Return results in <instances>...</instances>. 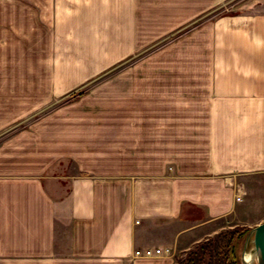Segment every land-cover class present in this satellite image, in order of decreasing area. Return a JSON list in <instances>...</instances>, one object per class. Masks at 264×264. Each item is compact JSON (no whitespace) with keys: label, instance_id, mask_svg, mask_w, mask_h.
I'll return each mask as SVG.
<instances>
[{"label":"crops","instance_id":"0c3cea01","mask_svg":"<svg viewBox=\"0 0 264 264\" xmlns=\"http://www.w3.org/2000/svg\"><path fill=\"white\" fill-rule=\"evenodd\" d=\"M102 7L0 0V84H23L28 61L59 47L61 21ZM205 35L194 100L167 107L151 91L152 107L133 109L130 123L93 126L70 146L66 178L36 166L46 141L51 152L59 142L40 125L0 142V264H173L221 221L257 208L249 183L264 189V9L219 18ZM0 100V132L33 114L7 87Z\"/></svg>","mask_w":264,"mask_h":264},{"label":"rangeland","instance_id":"374dc122","mask_svg":"<svg viewBox=\"0 0 264 264\" xmlns=\"http://www.w3.org/2000/svg\"><path fill=\"white\" fill-rule=\"evenodd\" d=\"M215 1L107 0L101 13L61 21L59 47L44 59L28 61L23 67V84H0V90L7 87L21 95L23 108L33 107V114L0 132V142L21 127L29 131L31 125H40L45 139L54 135L59 142L53 143L51 152L52 142H47L51 137L46 141L44 163L36 166H42L45 177L63 179L72 169L67 161L70 146L83 145V135L90 134L95 125L114 129L130 123L133 109L152 107L149 92L167 107L185 108V101L195 97L200 59L209 58L208 51L205 57L199 53L200 43L206 49L211 43L205 31L219 18L264 9V4L256 2L259 0ZM5 102L0 100V112L8 107ZM53 156L59 157L54 164ZM15 166L23 169V164ZM249 186L256 192L250 200L257 208L250 213L240 210L234 221H221L222 231L235 227L250 231L264 221V189L252 182ZM243 243L238 249L240 262ZM199 245L180 252L172 263L177 264ZM247 253H252L251 244Z\"/></svg>","mask_w":264,"mask_h":264},{"label":"trees","instance_id":"16d2710c","mask_svg":"<svg viewBox=\"0 0 264 264\" xmlns=\"http://www.w3.org/2000/svg\"><path fill=\"white\" fill-rule=\"evenodd\" d=\"M248 232L244 227L221 231L177 264H241L238 249Z\"/></svg>","mask_w":264,"mask_h":264},{"label":"water","instance_id":"95a60500","mask_svg":"<svg viewBox=\"0 0 264 264\" xmlns=\"http://www.w3.org/2000/svg\"><path fill=\"white\" fill-rule=\"evenodd\" d=\"M252 245V253L249 261L245 260L248 245ZM264 264V221L250 229L248 232L241 251V264Z\"/></svg>","mask_w":264,"mask_h":264},{"label":"built area","instance_id":"2783aa9c","mask_svg":"<svg viewBox=\"0 0 264 264\" xmlns=\"http://www.w3.org/2000/svg\"><path fill=\"white\" fill-rule=\"evenodd\" d=\"M161 253H165V254H168L169 255L170 254V250L169 249H165V250H162V251L161 250H156L155 251V254H157V255H159ZM149 255H150V252H147L146 253V256H149Z\"/></svg>","mask_w":264,"mask_h":264},{"label":"bare ground","instance_id":"6f19581e","mask_svg":"<svg viewBox=\"0 0 264 264\" xmlns=\"http://www.w3.org/2000/svg\"><path fill=\"white\" fill-rule=\"evenodd\" d=\"M249 259H250V256H249L248 253H246V254H245V260L249 261Z\"/></svg>","mask_w":264,"mask_h":264}]
</instances>
